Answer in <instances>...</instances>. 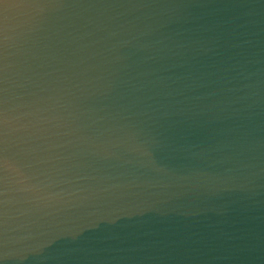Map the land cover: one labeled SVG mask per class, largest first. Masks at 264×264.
I'll return each mask as SVG.
<instances>
[{
    "label": "water",
    "instance_id": "water-1",
    "mask_svg": "<svg viewBox=\"0 0 264 264\" xmlns=\"http://www.w3.org/2000/svg\"><path fill=\"white\" fill-rule=\"evenodd\" d=\"M0 264H264V0H0Z\"/></svg>",
    "mask_w": 264,
    "mask_h": 264
}]
</instances>
